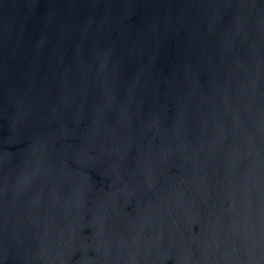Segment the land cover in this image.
Here are the masks:
<instances>
[{
  "label": "water",
  "instance_id": "water-1",
  "mask_svg": "<svg viewBox=\"0 0 264 264\" xmlns=\"http://www.w3.org/2000/svg\"><path fill=\"white\" fill-rule=\"evenodd\" d=\"M0 264H264V0H0Z\"/></svg>",
  "mask_w": 264,
  "mask_h": 264
}]
</instances>
